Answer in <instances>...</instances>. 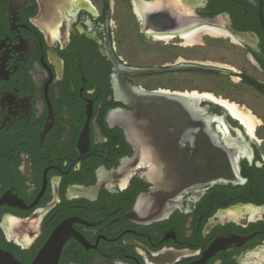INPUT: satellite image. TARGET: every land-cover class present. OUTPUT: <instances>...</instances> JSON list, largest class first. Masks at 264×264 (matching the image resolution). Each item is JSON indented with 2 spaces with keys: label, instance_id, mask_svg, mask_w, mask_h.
<instances>
[{
  "label": "flooded vegetation",
  "instance_id": "obj_1",
  "mask_svg": "<svg viewBox=\"0 0 264 264\" xmlns=\"http://www.w3.org/2000/svg\"><path fill=\"white\" fill-rule=\"evenodd\" d=\"M138 60L224 73H126ZM128 88L258 123L181 96L197 118L174 147L187 169L207 150L209 174L164 175L141 213L159 177ZM62 225L57 264H264V0H0V249L30 264Z\"/></svg>",
  "mask_w": 264,
  "mask_h": 264
},
{
  "label": "water",
  "instance_id": "obj_2",
  "mask_svg": "<svg viewBox=\"0 0 264 264\" xmlns=\"http://www.w3.org/2000/svg\"><path fill=\"white\" fill-rule=\"evenodd\" d=\"M171 71H199L204 73L222 74L223 70L213 67H205L196 64H181L174 68L157 67H128L125 72L133 76H146L156 73ZM127 101L133 104L136 115L132 119L126 120V132L137 141V154L135 156L137 166L147 163L151 166V173L158 176L156 180L155 194L141 197L136 209L144 213L149 206L147 202L156 198L164 190V175H178L187 179L202 178L209 174L211 168L206 155L207 150H200L198 164H194L193 169H187L181 162V155L174 147L173 134H184L188 130V122L197 118L187 109L185 100L180 95L164 91H144L134 88L126 90ZM168 108V109H167ZM175 128L172 131L170 128ZM159 170V171H158ZM150 173V172H149ZM181 180H178V183ZM162 182V183H161ZM175 182H177L175 180ZM149 220H152L155 211L148 213ZM145 215V214H144ZM154 216V217H153ZM68 236V228L62 225L57 227L49 237L45 245L41 248L36 258L30 264H57L58 255L63 242ZM0 264H24L17 261L9 252L0 249Z\"/></svg>",
  "mask_w": 264,
  "mask_h": 264
},
{
  "label": "bare ground",
  "instance_id": "obj_3",
  "mask_svg": "<svg viewBox=\"0 0 264 264\" xmlns=\"http://www.w3.org/2000/svg\"><path fill=\"white\" fill-rule=\"evenodd\" d=\"M181 96L185 97V98H192V99L193 98H199V99L205 98L208 100H212V101H216L218 103H221L227 109H229V111L232 113L233 116L239 118L248 128H253L258 123L256 121L255 117L252 116V114L249 111L245 110L244 108L238 107L234 104L229 105L226 102L216 100V99H214V97L212 95H209V94L208 95L207 94L198 95L197 93L193 92L190 95L184 94Z\"/></svg>",
  "mask_w": 264,
  "mask_h": 264
},
{
  "label": "rangeland",
  "instance_id": "obj_4",
  "mask_svg": "<svg viewBox=\"0 0 264 264\" xmlns=\"http://www.w3.org/2000/svg\"><path fill=\"white\" fill-rule=\"evenodd\" d=\"M223 55L222 54H220V52L218 51V52H216L215 53V57L213 58V59H218V58H220V57H222ZM215 59V62H217L218 60H216ZM133 64H135V65H137L138 67H148L149 65H152V64H154L153 62H149V61H140V60H138V61H134V62H132Z\"/></svg>",
  "mask_w": 264,
  "mask_h": 264
}]
</instances>
